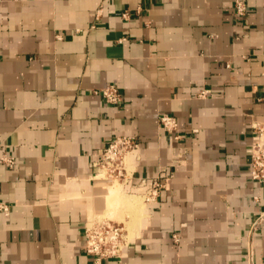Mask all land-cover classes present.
<instances>
[{
	"label": "crops",
	"instance_id": "1",
	"mask_svg": "<svg viewBox=\"0 0 264 264\" xmlns=\"http://www.w3.org/2000/svg\"><path fill=\"white\" fill-rule=\"evenodd\" d=\"M243 1L244 15L236 0H0V156L16 161L0 163V264H94L87 221L131 204H110L93 163L124 135L140 141L124 191L173 176L123 261L102 264H249L254 227L264 264L247 151L264 121V0ZM110 84L120 104L94 93Z\"/></svg>",
	"mask_w": 264,
	"mask_h": 264
},
{
	"label": "built area",
	"instance_id": "2",
	"mask_svg": "<svg viewBox=\"0 0 264 264\" xmlns=\"http://www.w3.org/2000/svg\"><path fill=\"white\" fill-rule=\"evenodd\" d=\"M246 5L243 0H236V11L238 15L246 13ZM128 17V12L123 13ZM95 94L102 95L104 99L113 105L120 104L123 100L121 90L115 84L107 85L101 89H95ZM206 95V91L201 96ZM160 127L172 134L176 139H180L179 122L177 118L170 114L159 116ZM254 138L248 148L250 155V171L254 180L264 184V121L255 123ZM135 153L136 159L140 155V141L136 136L116 137L103 151L100 160L93 163L96 168V176L111 180H120L132 184L133 170L128 169L126 157L129 153ZM0 163L8 167H14L16 161L12 156H0ZM173 176L169 168H163L160 173L151 178H142L138 183L133 184L134 189L140 190L146 205L158 202L162 189L166 186V180ZM8 211V207H3ZM248 241L249 264H253V232L252 229ZM84 250L90 255L94 264H102L106 259H116L122 262L125 258L126 249L131 243L127 225L124 222H115L110 219H100L98 217L87 221L85 226ZM175 241H179V235L174 236Z\"/></svg>",
	"mask_w": 264,
	"mask_h": 264
},
{
	"label": "rangeland",
	"instance_id": "3",
	"mask_svg": "<svg viewBox=\"0 0 264 264\" xmlns=\"http://www.w3.org/2000/svg\"><path fill=\"white\" fill-rule=\"evenodd\" d=\"M109 182H111V186H114L116 183L118 184L119 187V193L124 196V201H127L131 204V206H126L125 208L118 207L117 209H112L111 212H113V215L110 214V211L108 210L107 214H104L102 216H96L94 215L93 217H98L102 219H110L115 222H124L127 225L129 235L131 237V231L137 227L139 224L141 217L144 216V208L147 206L144 202V199L142 197V193H128L124 190V187L121 185L122 181L118 180H111L108 179ZM121 183H120V182ZM113 183V184H112ZM123 187V188H122ZM123 193V194H122ZM93 219V218H91Z\"/></svg>",
	"mask_w": 264,
	"mask_h": 264
},
{
	"label": "bare ground",
	"instance_id": "4",
	"mask_svg": "<svg viewBox=\"0 0 264 264\" xmlns=\"http://www.w3.org/2000/svg\"><path fill=\"white\" fill-rule=\"evenodd\" d=\"M137 162V159H136V155L135 153H129V155L126 157V163H127V166H128V169L130 171L133 170L134 168V165L136 164ZM118 181V180H116ZM120 182V181H119ZM121 183V182H120ZM121 185L123 186V184L121 183ZM119 187L118 184L116 183L114 186H111V190H110V195H109V198L110 199V204H113L115 202H118V203H121L123 201V203L125 202L126 203H129L127 201H124V197L119 193ZM123 188V187H122ZM122 191H124L122 189ZM124 193V192H123ZM122 193V194H123ZM92 218H95V217H92ZM132 237H130L131 239Z\"/></svg>",
	"mask_w": 264,
	"mask_h": 264
}]
</instances>
